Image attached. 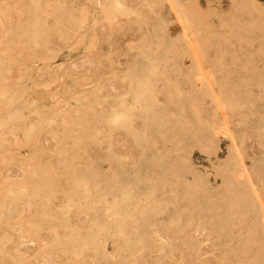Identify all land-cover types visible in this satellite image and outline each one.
Returning <instances> with one entry per match:
<instances>
[{"label":"rangeland","instance_id":"rangeland-1","mask_svg":"<svg viewBox=\"0 0 264 264\" xmlns=\"http://www.w3.org/2000/svg\"><path fill=\"white\" fill-rule=\"evenodd\" d=\"M169 2L0 0V264H264V0Z\"/></svg>","mask_w":264,"mask_h":264},{"label":"bare ground","instance_id":"bare-ground-1","mask_svg":"<svg viewBox=\"0 0 264 264\" xmlns=\"http://www.w3.org/2000/svg\"><path fill=\"white\" fill-rule=\"evenodd\" d=\"M96 1V0H95ZM173 1V2H172ZM186 1H188L187 2V7H186V9H188V11L186 10L185 11V9H184V7L185 6H183V9H180V4L182 3H178L177 2V0H171V2H169V3H172L171 5L172 6H174V7H176L177 8V10H180L181 11V14H182V16L184 17V19L186 20H188L189 21V23H193L194 25H196V27H201V26H206V25H212V26H214V27H216V28H219L220 26H222V25H224V22L226 21V16H227V14H229L230 12H231V10H232V7L234 6V3H232L234 0H186ZM236 1V0H235ZM22 2V1H21ZM158 2V1H157ZM98 3H99V1H98ZM101 3V2H100ZM99 3V4H100ZM237 3V2H236ZM244 3V2H243ZM142 4V3H141ZM162 4V3H161ZM233 4V6H231ZM239 4V3H238ZM160 5V4H159ZM243 5V4H242ZM4 6V5H3ZM131 6V5H130ZM238 6V5H237ZM263 6V5H262ZM46 7V6H45ZM173 7V8H174ZM129 8V7H128ZM160 8H161V6H160ZM235 8V7H234ZM12 9V8H11ZM235 9H237V8H235ZM159 10V9H158ZM18 11V10H17ZM71 11V10H70ZM157 12V11H156ZM233 12H235V11H233ZM112 13V12H111ZM4 14V13H3ZM235 13H233V15H234ZM239 14V13H238ZM224 15V16H223ZM83 16V15H82ZM223 16V17H222ZM229 16V15H228ZM11 18V17H10ZM107 19V18H106ZM13 20V19H12ZM109 20V19H108ZM150 20V19H149ZM221 20H222V22H221ZM236 20V19H235ZM14 21V20H13ZM238 21V20H237ZM178 23H181V21L180 20H178L177 21ZM187 22V21H186ZM226 24V23H225ZM192 26V25H191ZM211 26V27H212ZM233 26H234V24H233ZM261 28L262 27H264V26H262V25H259ZM195 27V28H196ZM210 27V28H211ZM236 27V26H235ZM235 27H232V28H235ZM61 28H62V26H61ZM192 28H193V26H192ZM202 28V27H201ZM213 28V27H212ZM255 28V27H254ZM38 29V28H37ZM46 29V28H45ZM116 29V28H115ZM197 29H200V28H196V30ZM207 29H209L208 28V26H207ZM231 29V28H230ZM237 29V33L239 32L238 31V28H236ZM235 29V30H236ZM4 30V29H3ZM61 30V29H60ZM126 30V29H125ZM239 30H240V28H239ZM260 30V29H259ZM263 30H264V28H263ZM42 31V30H41ZM10 33V32H9ZM40 33V32H39ZM235 34V33H234ZM239 35H240V33H239ZM147 36V35H146ZM241 37H242V35H240ZM174 38V37H173ZM157 40V39H156ZM240 41H242V40H240ZM104 42V41H103ZM106 42V41H105ZM208 42V41H207ZM22 44V43H21ZM159 44V43H158ZM206 45V44H205ZM204 45V46H205ZM220 45V44H219ZM108 46V45H107ZM130 47V46H129ZM207 48H209V47H207ZM207 50V49H206ZM111 53V52H110ZM112 54V53H111ZM256 54H258V53H256ZM115 56V55H114ZM263 55L261 54V57H262ZM221 58V57H220ZM234 62V61H233ZM246 63V62H245ZM248 64V63H247ZM247 64H245V65H247ZM256 64V63H255ZM120 67H121V65H119ZM255 66V65H254ZM252 67V66H251ZM250 67V68H251ZM264 67V66H263ZM123 68V67H122ZM255 69V68H254ZM13 70V69H12ZM240 70V69H239ZM262 70V69H261ZM241 71H243V70H241ZM248 71V70H247ZM253 71V70H252ZM257 72V69H255L253 72ZM260 72V71H259ZM207 73V72H206ZM242 73V72H241ZM262 73H264V71H262ZM235 74V73H234ZM209 75V74H208ZM208 77V76H207ZM210 77V76H209ZM213 77V76H212ZM206 78V77H205ZM204 78V79H205ZM215 78V77H214ZM226 79H228L227 77H225ZM217 79V78H216ZM225 79V80H226ZM168 80V79H167ZM189 80V79H188ZM209 80V79H208ZM207 80V81H208ZM224 80V81H225ZM230 80V79H229ZM215 81V80H214ZM219 81V80H218ZM221 81H223L222 79L220 80V83H221ZM227 81V80H226ZM169 82H171V81H169ZM174 82V81H173ZM172 82V83H173ZM209 82V81H208ZM188 83V82H187ZM199 83V82H198ZM197 83V84H198ZM210 83V82H209ZM168 84V83H167ZM189 84H190V82H189ZM211 84V83H210ZM226 84V83H225ZM228 84V83H227ZM199 85V84H198ZM213 85V84H212ZM217 85V84H216ZM214 86H215V84H214ZM202 87V86H201ZM175 89V91H173V92H175V94L176 93H180V89L179 88H176V87H174ZM209 88H211V90L213 89L212 88V86L210 85V87ZM219 88H221V90L223 91V92H228V90L230 89V86L228 85H222V86H219ZM179 89V90H178ZM191 88H189V90H190ZM178 90V91H177ZM220 90V89H219ZM194 91V90H193ZM166 92V91H165ZM172 92V93H173ZM223 92H222V94H223ZM200 93V92H199ZM215 94L216 93H214V95L213 96H215ZM221 94V95H222ZM205 95V94H204ZM224 95V94H223ZM202 97V96H201ZM217 97V96H216ZM215 97V98H216ZM204 98V97H203ZM202 98V99H203ZM207 98V97H206ZM205 98V99H206ZM192 99V98H191ZM217 99V98H216ZM162 100V99H161ZM219 100H220V98H219ZM219 100L217 99V100H215V101H217V102H219ZM202 101H204V99L202 100ZM126 102V101H125ZM214 102V101H213ZM195 103H197V101L195 102ZM200 103H203V102H201L200 101ZM193 104V103H192ZM209 104V103H208ZM196 104H194V106H195ZM203 105H205V104H203ZM218 105V104H217ZM200 106V105H199ZM198 106V107H199ZM220 106V105H219ZM138 108V107H137ZM201 108L203 109V107H202V104H201ZM198 109H200V107L199 108H195V110L196 111H198ZM194 110V111H195ZM132 111V110H131ZM192 111H193V109H192ZM130 113V112H129ZM195 113H197V112H195ZM198 113H201V112H199L198 111ZM135 114V113H134ZM202 114V113H201ZM204 114V113H203ZM202 114V115H203ZM133 116V115H132ZM195 116V115H194ZM193 116V117H194ZM198 116H200V115H198ZM129 117V116H128ZM123 118V117H122ZM197 118V117H196ZM198 118H200V117H198ZM122 120V119H121ZM146 120V119H145ZM112 121V120H111ZM110 123V122H109ZM145 123V122H144ZM148 123V122H147ZM146 124V123H145ZM57 131V130H56ZM96 131V130H95ZM248 132V131H247ZM257 133H258V131H257ZM245 134V133H244ZM241 135V134H240ZM99 136V135H98ZM232 136V135H231ZM234 136V135H233ZM257 137V136H256ZM98 139V138H97ZM239 139V138H238ZM242 139V138H241ZM231 142H233L234 141V143L235 142H238L239 140H237L236 138H234V137H231ZM134 142V141H133ZM220 144V143H219ZM239 145V144H238ZM240 155V154H239ZM154 159H157L158 160V158L156 157V158H154ZM241 159H244V158H241ZM159 161V160H158ZM213 162H214V160H213ZM80 165V164H79ZM213 165V164H212ZM224 165V164H223ZM215 166H217V165H215ZM163 167V166H162ZM214 167V166H213ZM223 167V166H222ZM222 167H221V165H220V167H219V169L221 168V170H222ZM224 169V168H223ZM213 170V169H212ZM114 171V170H113ZM214 171V170H213ZM216 171H217V169H216ZM79 172V171H78ZM215 172V171H214ZM248 173V172H247ZM163 174V173H162ZM167 174V173H166ZM221 174V173H220ZM263 174V173H262ZM47 175V174H46ZM248 175H250V174H248ZM247 175V176H248ZM255 175V174H254ZM172 176V175H171ZM213 176V175H212ZM216 176V175H215ZM214 176V177H215ZM249 177V176H248ZM256 178V177H255ZM263 178V177H262ZM249 179H250V177H249ZM79 180H81V179H79ZM221 180V179H220ZM261 180V179H260ZM192 181H193V179H192ZM196 181V180H195ZM215 181H217V180H215ZM179 182V181H178ZM188 182V181H187ZM222 182V181H221ZM82 183V182H81ZM176 183V182H175ZM223 183V182H222ZM250 183V182H249ZM75 184V183H74ZM188 184V183H187ZM191 184V183H190ZM194 184H196V183H194ZM193 184V185H194ZM221 184V183H220ZM192 185V184H191ZM199 185H200V183H199ZM205 185V184H204ZM189 186V185H188ZM221 186V185H220ZM166 187V186H165ZM198 187H200V186H198ZM170 188V187H169ZM195 188V187H194ZM78 189V188H77ZM190 189V188H189ZM207 189V188H206ZM213 189V188H212ZM40 190V189H39ZM80 190V189H79ZM178 190V189H177ZM193 190V189H192ZM197 190V189H196ZM201 190V189H200ZM215 190H216V187H215ZM218 190V189H217ZM206 191V190H205ZM255 192H257V190L255 189ZM252 193V192H251ZM84 194V193H83ZM82 194V195H83ZM86 194V193H85ZM31 195V194H30ZM187 195V194H186ZM189 195V194H188ZM194 195V194H193ZM50 198V197H49ZM205 198V197H204ZM108 202V201H107ZM261 202V201H260ZM259 203V202H258ZM262 203V202H261ZM75 204V203H74ZM160 204V203H159ZM260 204V203H259ZM243 205V204H242ZM229 206V205H228ZM231 206V205H230ZM229 206V207H230ZM264 208V207H263ZM67 209V208H66ZM202 209V208H201ZM225 209V208H224ZM69 210V209H68ZM205 210V209H204ZM227 210H229V209H227ZM212 211V210H211ZM251 211V210H250ZM108 213V212H107ZM69 214V213H68ZM257 214V213H256ZM106 215V214H105ZM158 215V214H157ZM258 216V215H257ZM259 217V216H258ZM248 221V220H247ZM250 221V220H249ZM91 222V221H90ZM64 223V222H63ZM63 223H61V224H63ZM66 223V222H65ZM59 225V224H58ZM254 226V225H253ZM90 227V226H89ZM51 229V228H50ZM52 230V229H51ZM55 230V229H54ZM99 230V229H98ZM50 231V230H49ZM102 231V230H101ZM100 232V231H99ZM56 233H57V231H56ZM63 233V232H62ZM81 233V232H80ZM79 233V234H80ZM95 233V232H94ZM61 235V234H60ZM237 235V234H236ZM62 236V235H61ZM80 236V235H79ZM82 237V236H81ZM88 238V237H87ZM82 239V238H81ZM240 239V238H239ZM244 239V238H243ZM246 239V238H245ZM76 240V239H75ZM82 241V240H81ZM244 241V240H243ZM60 242H61V240H60ZM84 245V244H83ZM66 246V245H65ZM76 247V246H75ZM239 247V246H238ZM77 249V248H76ZM71 251V250H70ZM71 255V254H70ZM78 257V256H77Z\"/></svg>","mask_w":264,"mask_h":264}]
</instances>
